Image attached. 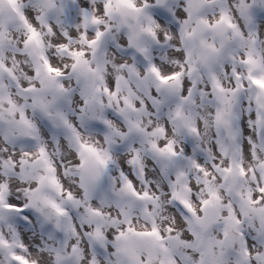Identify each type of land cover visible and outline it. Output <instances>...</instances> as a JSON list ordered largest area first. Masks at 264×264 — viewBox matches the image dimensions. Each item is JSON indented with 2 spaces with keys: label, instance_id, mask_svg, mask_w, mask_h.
<instances>
[{
  "label": "snow or ice",
  "instance_id": "obj_1",
  "mask_svg": "<svg viewBox=\"0 0 264 264\" xmlns=\"http://www.w3.org/2000/svg\"><path fill=\"white\" fill-rule=\"evenodd\" d=\"M0 264H264V0H0Z\"/></svg>",
  "mask_w": 264,
  "mask_h": 264
}]
</instances>
